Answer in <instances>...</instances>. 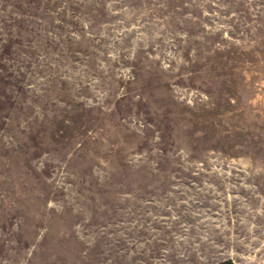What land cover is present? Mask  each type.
<instances>
[{"label":"rangeland","instance_id":"obj_1","mask_svg":"<svg viewBox=\"0 0 264 264\" xmlns=\"http://www.w3.org/2000/svg\"><path fill=\"white\" fill-rule=\"evenodd\" d=\"M264 264V0H0V264Z\"/></svg>","mask_w":264,"mask_h":264},{"label":"trees","instance_id":"obj_2","mask_svg":"<svg viewBox=\"0 0 264 264\" xmlns=\"http://www.w3.org/2000/svg\"><path fill=\"white\" fill-rule=\"evenodd\" d=\"M217 264H231V263L228 262V261H224V262H220V263H217Z\"/></svg>","mask_w":264,"mask_h":264}]
</instances>
